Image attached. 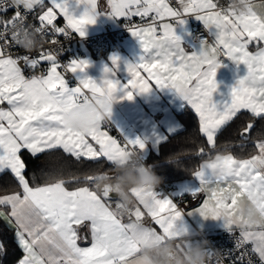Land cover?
<instances>
[{
  "label": "snow or ice",
  "instance_id": "snow-or-ice-1",
  "mask_svg": "<svg viewBox=\"0 0 264 264\" xmlns=\"http://www.w3.org/2000/svg\"><path fill=\"white\" fill-rule=\"evenodd\" d=\"M49 2L52 6L38 17L40 26L33 28L44 37L50 36L51 43H57V34L68 36L65 28L53 25L57 13L66 20L67 28L81 37L85 35V26L94 24L100 15L95 0H75L76 5L84 7L79 16L70 10V0ZM109 2V17L144 18L152 14L153 21L166 18L174 21L162 23L159 34L154 23L129 29L140 42L145 55L140 57L139 63L127 65L131 78L124 85L111 78L115 75L112 69L105 68L100 82L83 76L78 78L80 86L70 87L58 71L60 65L56 55L43 49L38 59L28 56L21 59L31 68H36L42 61L49 62L47 75L26 78L17 65V59L5 57L0 50V105H7L0 107V174L10 171L22 189L0 196V207L8 209L7 212L0 210V218L16 229L18 244L26 253L18 264H129L141 245L178 240L182 232H187L182 224L177 223L185 213L172 199L161 197L156 191L146 195L133 189L136 205L128 211L129 222L123 223L121 216L112 211L113 205H119L116 196L108 190L101 194L88 186L73 190L66 186L81 180L85 185H94L98 179L106 177L72 176L43 186H30L24 174L27 165L21 157L22 150H27L35 158L37 154L62 149L77 162L106 158L114 165L123 163L131 148L139 149L137 153L142 159L145 143L139 138L134 141L125 138L126 144L122 146L101 129V124L86 133L68 128L64 116L72 108L88 104L90 100L117 102L118 91L124 93L119 99L131 100L134 94L149 92L151 81H154L155 86L174 89L188 102L198 115L199 131L206 136L210 146H215L217 133L241 110H247L256 118H264V46L255 53L248 51L251 42H264V15H257L253 7L244 16L224 14L215 11L213 0H180L182 11L171 7L167 0ZM5 3L6 0H0V12L7 10ZM7 6H15L17 11L11 19L0 21L3 23L0 38L9 30L12 33L13 27L24 20L27 12L37 6L45 7V0H12ZM20 6L26 10L25 13L19 11ZM188 15H194L210 30L215 44L209 45L203 39L199 52L189 54L185 51L175 27L183 25ZM47 26H53V31H46ZM10 42L14 43L12 34ZM221 48L226 58L236 65H245L247 72L231 89L230 104L218 110L212 102V95L217 89L216 71L222 66L219 58ZM112 63L117 65L118 57H112ZM87 67L84 60H71L67 65L73 74L84 73ZM141 69L148 73V78L141 75ZM84 89L91 96L84 94ZM111 113L109 109L108 121ZM254 127L252 122L246 123L239 136L248 137ZM255 147L258 154L248 159L224 155L219 175L216 174V164H203L194 174L199 187L190 190L189 194L195 197L199 192L209 193L202 205L193 210L205 219H223L229 233L239 228L236 247L250 242L252 251L264 262V220L253 225L245 224L240 208L242 198H259L264 217V141L257 142ZM200 154H203V149ZM149 199L152 201L150 209L146 204ZM140 206L159 226V231L144 226V212ZM84 221L90 222V247L78 244L80 237L75 226ZM3 252L4 245L0 243V254ZM243 256L241 253L236 260ZM248 264L252 261L249 260Z\"/></svg>",
  "mask_w": 264,
  "mask_h": 264
},
{
  "label": "crops",
  "instance_id": "crops-1",
  "mask_svg": "<svg viewBox=\"0 0 264 264\" xmlns=\"http://www.w3.org/2000/svg\"><path fill=\"white\" fill-rule=\"evenodd\" d=\"M95 3H96V10L97 12L100 13V15L97 16L94 24H89L85 26L84 29L85 35L103 31L107 27L109 28L116 27L118 25L119 20L122 19V18L109 17L107 15L111 12V6L109 0H95ZM251 3L253 10L257 13V15H264V0H251ZM169 5L175 9H181L182 11L180 2L169 3ZM51 6L52 5L50 4L49 0H45V7L41 8L40 6H37L32 11L35 13L36 18H38L39 15L43 14V12L47 10V7H51ZM70 6H71L70 10L73 11V13L76 16L81 15L84 11L83 5H76L75 0H70ZM215 11L218 10L215 9ZM151 15L152 14H150L149 16ZM57 16L62 18L66 22L63 16L59 15V13H57ZM132 17H139V16H132ZM185 18L187 20L183 25H179V24L176 25L175 27L176 34L181 38L182 47L185 49L186 52H188L189 54L192 52H199L201 47L200 41L192 37V35L190 34V29L195 21H198L200 23L202 22L196 19L194 15H188ZM162 23H174V21L166 18L160 23L155 24L157 31L158 30L161 31L160 25ZM211 31L214 32L215 30L212 29ZM262 46H264V42L257 44V42L253 41L249 44L248 51L255 53L259 49V47ZM0 50H3L1 44H0ZM143 55L145 54L140 45V42L129 31L128 36L125 38L123 42V48L121 51L113 52L107 55L105 58H96L93 56H88L83 59H80L87 61L88 67L84 73H76V74L72 73L77 79V82L69 81L67 75L64 72H62L60 69H58V71L64 76L65 80L68 82L70 87H77L80 86L78 81L79 77L87 76L96 80L97 82H100L104 75V69L109 68L112 69V72H114L115 74L111 78L118 80L121 85H124L131 78L129 73L127 72V65L139 63L140 57ZM114 56L118 57L117 65H113L112 63V57ZM153 71H155V69H153ZM140 72L144 78H148L147 72L143 71V69H141ZM246 72H247V68L245 65L243 64L236 65L232 60H230V63H228L227 65L222 64V66L217 69L215 76L217 82V89L212 95V102L216 104L218 110H222L225 104H230L231 89L235 86L239 78L246 75ZM151 84H152V89L149 92L134 94L133 99L131 100L119 99L124 95V93L122 91H118L116 93L117 102L113 104L112 113L110 117V119L116 126L117 130L121 132L127 140L134 141L137 138H139L145 143V148L142 152V155L146 161L151 154L159 153L162 144L166 142L172 135L182 131L185 128V125L180 115L182 112L186 110V108H191L188 102L184 100L174 89L159 88L155 86L154 81H151ZM83 91L84 94L91 96V93L88 92V90L84 89ZM0 107H7V105L6 104L0 105ZM242 111H247V110H241V112ZM225 127L226 125L223 126L222 129L217 133L215 144L219 133ZM101 129L107 131L111 137L116 139L118 143L124 146V143L119 140L115 131L105 128L103 126V123L101 124ZM259 141H264V140H259ZM59 150L62 151V149ZM217 154H221V155L230 154L236 159H248L251 158V156L258 154V149L253 155L246 158H238L232 152H219L216 153L211 158L215 157ZM211 158L203 160L200 167ZM99 160H104L107 163L112 164L111 162L107 161L106 158H100ZM200 167L195 172L200 170ZM194 174L192 177L183 178L176 181L178 184V189L176 190L175 194L178 195L189 194L190 190H195L196 188L199 187V180ZM26 179L28 178L26 177ZM49 183H54V182L39 184V186H43ZM30 186H38V185H34L30 183ZM66 186L69 188V190H73L81 186H88L90 188H93V185L91 184L85 185L84 183L67 184ZM18 191H22V189ZM156 192L161 197H168L172 199L170 196L158 190H156ZM11 193L2 194L0 196ZM203 193L205 200L208 198L209 193L207 192H203ZM203 201L199 205L194 206L188 209L187 211H185L182 220L177 222L178 225L182 224L186 228L187 232L192 234H197L198 230L211 232V231L225 229L223 219H211V218L205 219L198 212H195L193 210L197 207H200ZM114 206L115 205H113V207ZM140 207H141V211L144 212V216L142 220L144 226L155 228L157 231H159V226L155 224L152 218L147 214V211L144 210L142 206ZM189 211L192 213L191 215L186 214ZM129 219L130 218L128 214L121 217L123 223H128ZM132 219H134V217H132ZM4 222L9 226V224L5 220ZM9 227L14 230V233L16 232V229L14 227L11 226ZM75 227L77 228L78 236L80 237V239L78 240L79 246L90 247L91 246L90 222L84 221L82 222L81 225H76ZM236 229L240 233V229L239 228ZM255 230H259V229H255ZM15 240L18 244L16 235H15ZM21 250L23 251L22 248ZM25 255L26 253L23 251V255L19 258V260H21ZM19 260L16 262V264H18Z\"/></svg>",
  "mask_w": 264,
  "mask_h": 264
},
{
  "label": "clouds",
  "instance_id": "clouds-1",
  "mask_svg": "<svg viewBox=\"0 0 264 264\" xmlns=\"http://www.w3.org/2000/svg\"><path fill=\"white\" fill-rule=\"evenodd\" d=\"M251 7V0H231L228 9L223 13L244 16L249 13ZM11 34L14 43L29 52L40 47L44 41V36L40 32L31 25H25L23 21L13 27ZM114 103L106 99L100 102L90 100L88 104H81L68 111L64 116V123L74 131L86 133L93 126L108 121V112L109 109L112 110ZM223 156L217 154L206 161L205 165L216 164V174L219 175ZM97 176L106 178L98 179L93 185L94 190L101 194L108 190L114 194L119 206L112 207V211L121 217L127 215L129 209L136 205L133 189L147 195L156 191L162 183V177L157 175L151 166L146 165L140 154L134 150L125 157L123 163H115L110 174L99 173ZM146 204L150 209L152 201L149 199ZM259 205V198L241 199L240 208L245 224L253 225L264 220ZM196 235L198 234L182 232L178 240L143 244L130 258L129 264H213L214 255L215 264H220L219 254L213 252L210 242L204 238L197 241Z\"/></svg>",
  "mask_w": 264,
  "mask_h": 264
},
{
  "label": "trees",
  "instance_id": "trees-1",
  "mask_svg": "<svg viewBox=\"0 0 264 264\" xmlns=\"http://www.w3.org/2000/svg\"><path fill=\"white\" fill-rule=\"evenodd\" d=\"M180 117L185 128L164 142L159 153L147 158L152 169L160 176H167L170 181L192 177L203 160L219 152H232L238 158L250 157L257 151V141L264 140V118H256L248 111L240 112L226 125L219 133L215 146H210L206 136L199 131V117L195 111L186 108ZM248 122H252L255 127L248 137L242 138L238 133ZM201 149L203 154H200ZM21 156L27 165L26 177L34 185L68 180L72 176L82 178L85 175L110 174L113 168L112 164L104 160L82 159L77 162L59 149L38 154L35 158L27 150H22ZM20 189L10 171L0 174V195ZM0 210L8 209L0 207ZM0 241L4 245L3 264H16L23 251L15 240L14 230L3 218H0Z\"/></svg>",
  "mask_w": 264,
  "mask_h": 264
},
{
  "label": "built area",
  "instance_id": "built-area-1",
  "mask_svg": "<svg viewBox=\"0 0 264 264\" xmlns=\"http://www.w3.org/2000/svg\"><path fill=\"white\" fill-rule=\"evenodd\" d=\"M169 3H177L180 0H167ZM216 4V10L220 12H226L229 7L231 0H213ZM12 0H6L5 7L6 11L0 12V21H7L11 19L17 8L15 6L8 7V4H11ZM19 11L23 14L25 13V9L23 6L19 7ZM25 25H31L32 27H39L40 23L38 18H36L35 13L33 11L27 12L24 20ZM160 20L153 21L152 15L148 17H129L122 18L119 20L118 25L113 28L107 27L103 31L87 34L81 37L71 29L67 28V23L60 17L53 21V25L55 27L65 28L68 32V36L57 34L56 39L57 43H51V37L45 36L44 41L40 47L33 51H26L25 49L17 46L15 43L11 41V30L4 34L3 38H0V44L3 47L4 54L7 57H11L13 59H17V65L21 68L22 73L26 78H31L33 76L46 75L49 62L42 61L38 64L36 68H31L28 66L21 57L28 56L29 58L38 59L41 50H50L52 51L57 58V62L59 63L60 69L64 72L69 81L77 82V79L72 74L70 70H68L67 65L71 60H80L88 56H93L96 58H105L107 55L113 52H119L123 48V42L125 38L129 34V29L131 27H144L150 24H158ZM19 23V21L17 22ZM0 31H3V23H0ZM46 31L52 32L53 26H47ZM161 31L158 30L159 34ZM190 34L193 38L201 41L205 39L209 45L215 44V37L210 33L202 23L195 21L190 29ZM219 58L221 59V63L223 65H227L230 63V59L224 56L223 49L221 48L219 52ZM103 126L109 130H113L116 132L117 137L120 141L126 144V140L124 135L119 132L112 122L111 119L109 121L103 123ZM136 152L139 149H131ZM142 161L146 164L147 161L142 155ZM150 166V165H149ZM157 174V173H156ZM158 175V174H157ZM160 176V175H159ZM162 177V183L156 189L168 196H170L178 209L185 212L188 209L199 205L204 200V193L199 192L193 197L191 194H175L178 189V184L176 181H170L167 176ZM196 240L198 241L200 238L207 239L212 247L214 253L219 254L220 264H248V261L251 260L252 264H264L258 257L257 253L252 251L253 245L249 242L244 244L243 246L237 248L236 243L237 239L240 237V233L237 229H235L232 233H229L226 229H221L217 231L205 232L198 230ZM241 253H244V256L240 260H236V257L241 256ZM216 256L213 257V264H215Z\"/></svg>",
  "mask_w": 264,
  "mask_h": 264
},
{
  "label": "water",
  "instance_id": "water-1",
  "mask_svg": "<svg viewBox=\"0 0 264 264\" xmlns=\"http://www.w3.org/2000/svg\"><path fill=\"white\" fill-rule=\"evenodd\" d=\"M3 260H4L3 254H0V264H3Z\"/></svg>",
  "mask_w": 264,
  "mask_h": 264
},
{
  "label": "rangeland",
  "instance_id": "rangeland-1",
  "mask_svg": "<svg viewBox=\"0 0 264 264\" xmlns=\"http://www.w3.org/2000/svg\"><path fill=\"white\" fill-rule=\"evenodd\" d=\"M0 243H1V241H0Z\"/></svg>",
  "mask_w": 264,
  "mask_h": 264
}]
</instances>
